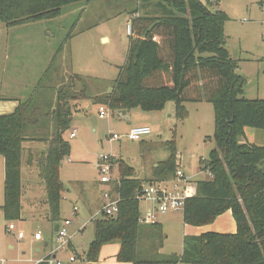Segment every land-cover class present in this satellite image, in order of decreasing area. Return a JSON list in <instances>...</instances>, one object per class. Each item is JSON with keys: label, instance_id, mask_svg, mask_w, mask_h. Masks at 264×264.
<instances>
[{"label": "trees", "instance_id": "trees-1", "mask_svg": "<svg viewBox=\"0 0 264 264\" xmlns=\"http://www.w3.org/2000/svg\"><path fill=\"white\" fill-rule=\"evenodd\" d=\"M90 1L0 0V23L17 27L50 21L60 17L64 8ZM159 1L166 8L161 17L131 13L127 59L112 82V93L91 96L81 76L56 75L58 81L47 92L36 90L11 114L0 116L4 160L0 210L6 222L21 219L22 168H32L43 187L44 217L52 226L58 224L64 191L60 169L71 151L64 135L79 101L90 99L113 112L147 113L160 112L171 102L179 121L187 118L185 103L207 102L214 111L215 146L201 164L211 178L188 182L182 219L185 225L200 228L230 211L235 233L187 235L180 255L157 253L163 244L161 227L139 223L140 203L135 196L146 183L175 179L177 151L172 140L164 143L168 157L157 162L146 181L135 176L133 167L117 161L118 213L93 221V240L83 259L97 262L100 249L116 243L118 264H264V166L259 167L264 145L240 142L244 128L264 131V100L243 97L244 81L225 48L223 26L228 16L223 11L212 12L199 0ZM144 238L155 244L149 246L155 254L143 255ZM49 258L37 264H47Z\"/></svg>", "mask_w": 264, "mask_h": 264}, {"label": "rangeland", "instance_id": "rangeland-1", "mask_svg": "<svg viewBox=\"0 0 264 264\" xmlns=\"http://www.w3.org/2000/svg\"><path fill=\"white\" fill-rule=\"evenodd\" d=\"M199 1L210 11H223L228 16L223 26L225 48L236 62L235 73L244 81L243 97L247 100H264V0H219L217 5L207 0ZM159 2L91 0L89 3L64 8L61 16L54 20L17 27H7L0 23V106L8 104V100L17 103L26 101L36 90L47 92L58 81V75L64 79L72 74L80 75L88 85L91 96L95 95L94 88L98 86L103 90L100 95L107 94L110 88L112 93V82L118 77L127 59L130 38L126 26L130 24L131 13L136 11L137 16L161 17L165 15L166 8ZM102 37L108 41L103 42ZM106 83L107 89L104 86ZM78 87H81V83ZM78 103V114H74V119L81 120L85 116L94 118L98 115L97 106L94 105L88 111L89 103ZM168 106L161 115H156L161 111L147 113L133 109L131 112L135 118L126 120L117 112L109 111L108 120L106 117L98 121L95 134L89 129L81 131L75 126L77 138L69 142L73 157L70 162L68 158L64 159L61 168L64 188L69 189L68 194L64 191L61 194L64 200H61L62 214L71 220L70 244L80 256H75L73 264L86 263L83 255L93 240V221L101 219V216L91 219L97 212L96 208L92 214L85 213L79 199L84 186V183L79 182H91L99 177L97 162L100 156H113L116 160L124 161L134 168L138 179L146 181L147 177H151L155 164L168 157L164 143L174 140L177 169L194 182L208 179L201 161L207 160L215 146L212 105L207 102L201 105L185 103L187 118L184 121L176 119L173 105ZM1 111L0 114L3 113ZM140 126H148L151 130V134L141 141L132 142L125 138L113 142L108 140L114 133L123 135L131 127ZM65 135L67 137V132ZM80 136L84 138L81 143L77 141ZM240 142L263 146L264 131L244 128ZM114 174L117 175V169ZM36 176L32 168L23 170V181L27 185L23 197L27 201L31 192L27 183L36 181ZM3 191V165L0 161V203L3 202ZM74 206L78 209L76 216L71 211ZM144 209L145 204L141 203L140 211ZM30 219V216L22 214V220L6 222L0 211V261H4V264H26L29 259L38 258L34 251L36 247L29 242L30 232L35 228L46 230L41 222ZM158 219L163 226V253L179 254L183 236L189 235L194 227L183 223L181 212L161 215ZM214 222L208 226L210 231L215 232L217 225ZM81 223L86 228L78 232ZM9 224L15 230L9 231ZM19 232L24 235L22 240L17 238ZM53 244L55 248L58 246L56 237ZM116 249L115 245L102 247L99 262L104 264V259L113 260L110 255L115 254ZM58 253V258L62 260H68L76 254L71 248Z\"/></svg>", "mask_w": 264, "mask_h": 264}, {"label": "crops", "instance_id": "crops-1", "mask_svg": "<svg viewBox=\"0 0 264 264\" xmlns=\"http://www.w3.org/2000/svg\"><path fill=\"white\" fill-rule=\"evenodd\" d=\"M216 2L218 3L219 0H217ZM101 40L103 42H107L108 41V39L107 38H104V37H102ZM107 84L108 83H106V85H104V86L106 87ZM106 89H107V87H106ZM94 90H95V92H94L95 95L94 96L100 95L102 93V91H103L99 86L98 87H95ZM89 94H90V92H89ZM83 101H86L87 103H89V106L87 107L88 108V111L91 110V108L94 105L97 106V108H98V105L93 100L88 99V100H83ZM6 102L8 104H5L3 106H0V109H2L1 112H3L2 114H0V116L1 115L11 114L14 111L15 107L17 106V101H9L8 100ZM170 103L171 102L167 103L165 105V107H170L168 105H173L174 106L173 103H171V104ZM77 105L79 106L80 104L77 103ZM196 105H201V103H196ZM164 110H162L160 112V114L158 113L156 115H161L164 112ZM107 111L109 112L111 110L108 109ZM131 111L132 110H130V111L127 112V116H128V118H131V119L133 118L134 119L135 116H134V114H132ZM77 112H78V110L75 113L76 115L78 114ZM97 112H98V110H97ZM152 113H154V112H152ZM169 117H170V115H168V118ZM73 119L74 118H72V121H71L70 126H69V130L67 131V134H68L67 137H66V135H64V139L68 143L70 142V140H75L77 138V135H76L77 134V128L75 126H78L81 131L89 129L90 132H92L93 134H95L96 133V128L95 127L98 125V121L99 120H103V119H100L98 115L95 116L94 118H93V116L92 117L91 116L90 117L89 116H85L81 120L80 119L77 120L76 118H75L76 120L75 119L73 120ZM107 120H108V117H107ZM108 125H109V122H108ZM46 127H47V125H46ZM146 127H148V126H146ZM42 129L45 130V127H43ZM72 133H74L75 136L73 138H70V134H72ZM78 133H79V131H78ZM80 134L82 135L83 132H81ZM104 135H105V133H104ZM83 140H84L83 136H80V139H77V141L79 143L83 142ZM69 157H70V159H69ZM69 157H67L68 158L67 159L68 162H70L71 161V158L73 157L72 156V148H71ZM1 159L2 160H0V161H2V165H3V183H4V160H3L2 157H1ZM62 166H63V162L61 164V168H62ZM155 166H156V164H155ZM24 169H28V168H26V167H23L22 168V184H23L22 197H21L22 214L24 216L25 215L30 216V218H31L30 220H34V221H37V222H41V225L46 230V231H44L41 228L40 229L35 228L34 231H31L30 232L29 242H30L31 245H33V246L36 247L34 249V251L38 255V258H36L35 260L29 259V261L26 264H37L38 262L42 261L46 257H50V256L53 259H55L58 262V264H73L74 262L73 263L68 262L69 259L68 260L59 259L58 258V254H59L58 252H56L55 254L52 253L55 250V246L53 244V239L55 237L54 226H52V224L49 223L45 219V217H44L45 216V209L46 208H45V205L43 204V200H44L43 187L38 183L37 176H36V181H33L31 183H27L29 185V187L31 188L30 197H29L30 199L28 201H27V199H24L23 192H24V190L27 187V185L23 181V170ZM178 171H180V170H178ZM182 173L186 177L189 178V182H192L193 181L191 177L187 176L184 172H182ZM135 176H138V174L135 173ZM149 177H147V178L150 179L151 177L150 178ZM60 179H61V181L63 183V180L61 178V169H60ZM167 182H169V181H167ZM79 183H82V184L84 183L82 192L79 193V199H80V201L82 203V209L84 210L85 213L92 214L93 210H95L94 208H96L97 211L100 210V208H101V206L103 204V201H102V198H101V193H102L103 190L104 191L105 190H109V192L112 195H114L116 193L115 190H114L115 185L102 186L101 184H99L98 179L97 180H94V181H91V182H86V181L83 182V181H81ZM67 192H69V189L65 187L64 188V193L65 194H68ZM61 200H62V202H64L62 196H61ZM2 204H3V202L0 203V207L2 206ZM73 208H75V206L71 208V211L73 210ZM76 215H77V213H76ZM66 219H68V217H66V216H64L62 214L61 201H60V217H59L58 224L62 223L63 220H66ZM20 220H22V216H21V219ZM155 224H158L161 227V230L163 231V226H162V223L159 221V219L157 220V222ZM214 225H217V229H215L216 230L215 232L221 233V234H227V233L228 234H233V233H235V230H236L235 222L233 220V217H232L230 211H228V212L224 213L222 216H220L214 222ZM85 228H86L85 224L81 223V224H79L77 230H78V232H83L85 230ZM41 230H43V231H41ZM198 230H199V233H196V231H198ZM37 232H41V234H42V239L41 240H35L34 239V234H36ZM204 232H214V231H210L209 230V226L200 227V228H192L189 231V236H191V235L198 236V235H200V234H202ZM184 237H185V235L183 236V238ZM183 238H182V243H183ZM143 240L145 241L144 242V245H143V249H144L143 250V255L155 254L156 253L155 249H153V248L150 249L149 248V246L155 245V244L153 242H151L150 240H147L146 238H144ZM109 245H115L116 246V248H117L116 249V253L113 254V255H110V257H112L113 260L106 261V259H104V264H118L117 261H116V255H117V253L119 251V245L116 244V243L109 244ZM106 246H108V245H105L103 247H106ZM163 247H164V244H162V246L158 248L157 253H159L161 255H165V256L171 255V254H164L163 251H162ZM11 248L12 247H9V249H11ZM70 248L72 249V251H74L76 253V250L73 247V245L70 244ZM181 253H182V246H181L180 253L177 254V255H180ZM75 256L79 258V255H77V253L74 255V258H75ZM85 264H101V263L98 260L97 262H94V263H88V262H86Z\"/></svg>", "mask_w": 264, "mask_h": 264}, {"label": "built area", "instance_id": "built-area-1", "mask_svg": "<svg viewBox=\"0 0 264 264\" xmlns=\"http://www.w3.org/2000/svg\"><path fill=\"white\" fill-rule=\"evenodd\" d=\"M209 3L215 4L217 0H207ZM126 33L131 35V26H126ZM108 108L104 105H98V116L100 119L108 117ZM151 134L149 127L140 126L130 128L126 134L118 135L112 134L108 140L110 142L120 141L122 138L128 141H141L143 137ZM75 136L74 133L70 134V138ZM117 161L113 156H100L97 162V168L99 170L98 182L102 186L119 185L118 176L114 174ZM211 178L208 173V179ZM189 178L186 177L181 171L176 172L175 179L171 182H159L154 184H144L142 189L136 193V200L141 204H145V209L140 211L139 223L143 225H150L157 222L158 217L165 214L183 213L185 204L189 196L186 192ZM103 204L99 211H97L91 219H95L97 216L104 218H114L118 213V204L120 202V195L115 193L112 195L109 190H103L101 193ZM78 209L75 207L72 210V214L75 216ZM71 226V220L66 219L62 223L58 224V230L55 232V237L58 242V246L52 253L58 251H64L68 249L70 242L69 227ZM9 231H13L15 228L12 224L8 225ZM24 237L22 232L17 234V238L22 240ZM35 240H41L42 234L37 232L34 234ZM69 262H75V258L70 256ZM0 264H4V261H0ZM47 264H58V262L51 256L47 260Z\"/></svg>", "mask_w": 264, "mask_h": 264}, {"label": "water", "instance_id": "water-1", "mask_svg": "<svg viewBox=\"0 0 264 264\" xmlns=\"http://www.w3.org/2000/svg\"><path fill=\"white\" fill-rule=\"evenodd\" d=\"M111 93V88L107 91V94H110ZM118 113V115L121 117V118H123V119H128V116H127V111H124V110H122V111H118L117 112ZM262 166H264V161H261L260 163H259V167H262ZM57 230H58V225H55L54 226V232H57Z\"/></svg>", "mask_w": 264, "mask_h": 264}]
</instances>
